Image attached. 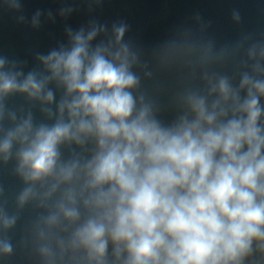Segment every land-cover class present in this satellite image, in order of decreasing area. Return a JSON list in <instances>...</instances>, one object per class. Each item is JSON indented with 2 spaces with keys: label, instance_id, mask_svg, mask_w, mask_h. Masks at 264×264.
Masks as SVG:
<instances>
[{
  "label": "clouds",
  "instance_id": "obj_1",
  "mask_svg": "<svg viewBox=\"0 0 264 264\" xmlns=\"http://www.w3.org/2000/svg\"><path fill=\"white\" fill-rule=\"evenodd\" d=\"M104 31L70 32V47L41 57L46 74L20 80L0 59V154L7 161L19 145L16 171L28 186L18 204L48 209L35 220L46 264H264V46L257 54L253 45L238 84L205 71L204 87L187 89L165 120L139 93L127 25L94 43ZM51 82L63 89L56 112L44 109L54 123L29 112L4 127V97L51 105ZM72 144L82 151L65 156ZM16 221L0 208L5 229ZM0 251L10 255L11 243Z\"/></svg>",
  "mask_w": 264,
  "mask_h": 264
}]
</instances>
